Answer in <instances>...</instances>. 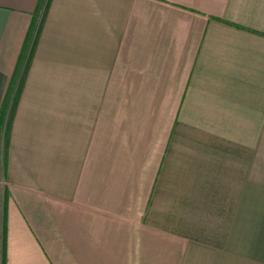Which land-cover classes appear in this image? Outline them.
<instances>
[{
  "label": "crops",
  "instance_id": "1",
  "mask_svg": "<svg viewBox=\"0 0 264 264\" xmlns=\"http://www.w3.org/2000/svg\"><path fill=\"white\" fill-rule=\"evenodd\" d=\"M11 85L0 264H264V0H0Z\"/></svg>",
  "mask_w": 264,
  "mask_h": 264
},
{
  "label": "trees",
  "instance_id": "2",
  "mask_svg": "<svg viewBox=\"0 0 264 264\" xmlns=\"http://www.w3.org/2000/svg\"><path fill=\"white\" fill-rule=\"evenodd\" d=\"M34 46H35V42H34ZM34 46H33V48H34ZM31 57H32V53H31L26 65H25V68H24V70H23V72L21 74L20 80L18 81V84L16 85L15 94H14L13 99L11 101V107L9 109L8 120L6 122V131H5V135H4L5 148H7V145H8L9 131H10V128H11L12 118H13L14 112L16 110V107H17V104H18V101H19V97H20L22 88L24 86V81H25V77H26V74H27V71H28V68H29ZM13 87H14V85L10 86L9 91H8V95L6 96V99L4 100V102H3L2 106H1V111H0L1 118H3V114L8 109V105H9L8 103H9V99H10L9 98L10 97V92L12 91Z\"/></svg>",
  "mask_w": 264,
  "mask_h": 264
}]
</instances>
